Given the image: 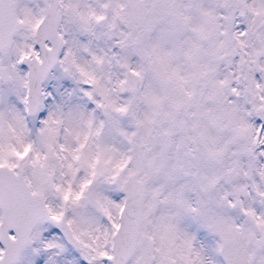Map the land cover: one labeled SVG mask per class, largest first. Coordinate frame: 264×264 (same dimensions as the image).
Listing matches in <instances>:
<instances>
[{"label": "snow or ice", "instance_id": "1", "mask_svg": "<svg viewBox=\"0 0 264 264\" xmlns=\"http://www.w3.org/2000/svg\"><path fill=\"white\" fill-rule=\"evenodd\" d=\"M0 264H264V0H0Z\"/></svg>", "mask_w": 264, "mask_h": 264}]
</instances>
